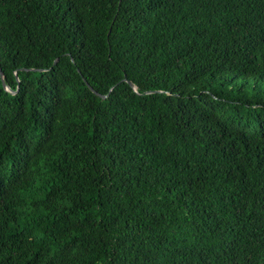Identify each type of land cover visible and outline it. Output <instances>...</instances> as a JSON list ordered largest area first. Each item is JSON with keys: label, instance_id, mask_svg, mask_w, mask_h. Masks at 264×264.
<instances>
[{"label": "trees", "instance_id": "obj_1", "mask_svg": "<svg viewBox=\"0 0 264 264\" xmlns=\"http://www.w3.org/2000/svg\"><path fill=\"white\" fill-rule=\"evenodd\" d=\"M0 71V264H264V0H0Z\"/></svg>", "mask_w": 264, "mask_h": 264}, {"label": "water", "instance_id": "obj_2", "mask_svg": "<svg viewBox=\"0 0 264 264\" xmlns=\"http://www.w3.org/2000/svg\"><path fill=\"white\" fill-rule=\"evenodd\" d=\"M0 78H1V80H2V86H3V88L5 89V90H7V91H10L9 90V88H8V86H6V84L4 83V81H3V76H2V73H1V71H0ZM123 82H126L134 91L136 90V88H135V86L133 85V83L131 82V81H129V80H127L126 78H123V80H122ZM11 92V91H10ZM102 98H105V96H102Z\"/></svg>", "mask_w": 264, "mask_h": 264}]
</instances>
